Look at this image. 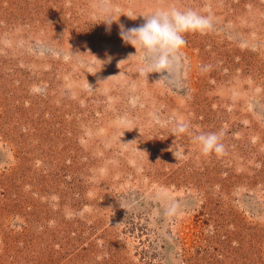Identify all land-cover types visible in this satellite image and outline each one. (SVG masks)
<instances>
[{"label":"rangeland","instance_id":"obj_1","mask_svg":"<svg viewBox=\"0 0 264 264\" xmlns=\"http://www.w3.org/2000/svg\"><path fill=\"white\" fill-rule=\"evenodd\" d=\"M169 7L212 27L141 74ZM0 264H264V0H0Z\"/></svg>","mask_w":264,"mask_h":264},{"label":"clouds","instance_id":"obj_2","mask_svg":"<svg viewBox=\"0 0 264 264\" xmlns=\"http://www.w3.org/2000/svg\"><path fill=\"white\" fill-rule=\"evenodd\" d=\"M143 17L144 23L139 26L128 29H125L123 25L120 26V36L125 43L131 44L137 50L143 49L146 55L153 58L154 62L142 68L141 74L166 70L170 60L178 56L186 45L184 34L203 33L212 27L210 17L202 16L193 9L160 8ZM112 21L109 19L105 22L110 25ZM132 56L134 55L130 54V57ZM36 90L39 91V89ZM188 130L189 125L181 122L173 129V133L183 134ZM222 135V132L201 133L193 137V142L199 145L200 150L206 156L212 153L222 155L225 152V146L221 142ZM173 155L178 160L184 153L180 148H176Z\"/></svg>","mask_w":264,"mask_h":264}]
</instances>
